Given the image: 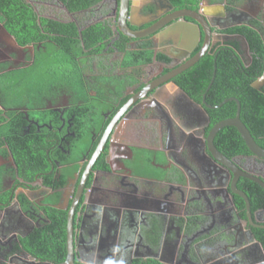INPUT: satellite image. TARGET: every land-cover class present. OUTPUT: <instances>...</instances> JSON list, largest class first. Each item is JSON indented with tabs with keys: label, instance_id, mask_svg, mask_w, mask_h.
I'll list each match as a JSON object with an SVG mask.
<instances>
[{
	"label": "flooded vegetation",
	"instance_id": "flooded-vegetation-1",
	"mask_svg": "<svg viewBox=\"0 0 264 264\" xmlns=\"http://www.w3.org/2000/svg\"><path fill=\"white\" fill-rule=\"evenodd\" d=\"M28 1L35 6L38 19L73 22L83 54L73 59L76 68L68 75L67 87L55 79L50 88L39 89V96L6 108L2 105L4 95L8 98L21 88L24 78L19 72L33 64L40 44L20 46L0 28V87L6 90L0 89V109L22 113L26 121L23 136L34 126L42 142L25 148L31 165H41L38 170L9 150L0 155V167L5 170L0 185V195H4L0 199V264H62L65 259L58 262L31 254L22 240L35 248L30 233L52 223L46 212L52 207L65 212L67 253V217L74 202V264L152 260L160 264H263L264 188L251 177L264 182V158L248 149V153L227 155L218 132L212 146L229 164L212 154L207 137L215 123H211L209 111L218 107L206 102L208 87L195 101L185 91L187 97L183 96L175 82L178 78L186 84V76L179 75L196 62L164 80L167 73L194 56L203 37L188 51L183 34L166 32L183 18L170 20L141 37L125 36L117 26L119 0H99L80 10H68L61 0ZM168 1L170 10L160 0H129V6L138 10L127 16L128 27L142 31L175 10L187 9L175 8ZM209 5H222L229 14L243 10L248 17L245 24L260 22L264 40V0H234L230 10L227 0H201L193 11ZM184 21L195 23L188 17ZM218 22L224 27L219 28ZM230 26H235V20L228 15L213 22L207 52L237 40L236 54L247 67L252 61L249 46L238 37L222 38L221 34H227L222 30ZM134 51H150L151 59L142 63L143 57L132 54L123 63L126 54ZM75 70L82 88L74 87ZM259 75L258 89H262L264 67ZM191 91L199 96L194 83ZM82 143L87 145L79 159L61 164L65 156L80 153ZM74 166L77 170L63 186L53 189L46 184L59 179L62 169ZM82 180L81 195L76 198ZM54 193H59L57 201L47 202ZM119 203L132 212H123ZM58 223L59 219L54 222ZM55 229L46 249L40 250L42 242L37 240L35 252H59L62 233L58 226ZM231 234L235 239H230ZM197 247L205 250L203 262L190 260ZM112 253L115 256L107 260Z\"/></svg>",
	"mask_w": 264,
	"mask_h": 264
},
{
	"label": "trees",
	"instance_id": "trees-1",
	"mask_svg": "<svg viewBox=\"0 0 264 264\" xmlns=\"http://www.w3.org/2000/svg\"><path fill=\"white\" fill-rule=\"evenodd\" d=\"M99 0H64V4L68 10H80L92 6ZM175 8H187L197 10L198 4L201 0H170ZM234 0H227V9H231V4ZM213 3L214 0H209ZM0 23L5 27L7 32L12 35L18 45L24 46L33 44L34 47L40 44V47L35 48L34 61L31 66L23 69L22 79L18 89L13 91V94L7 98L8 94L4 95L2 105L4 107H13L21 104L23 99L27 97L39 96V89L50 88L55 79L62 83L63 87L70 84L68 75H71L72 70L76 68V62L73 61L75 57L83 54L80 39L77 33V27L73 22H59L51 19L40 18L31 5L26 0H0ZM261 24L258 21L251 22L250 25L241 24L230 26L222 30L227 34L242 35L249 46L252 54L251 63L245 67L240 63L236 54L239 41H230L228 47H219L206 52L191 68L182 72L179 77L186 76V84L182 83L181 79L176 78L175 82L179 87L185 91L193 100H200V93L205 92L210 84L213 76L215 66V74L211 81L210 87L206 91L205 100L209 105H218L227 98H235L240 104V119L249 130L255 142L261 148H264V88L257 89L252 86L253 82L260 76L264 67V44L261 34ZM55 43V45L52 44ZM200 44L193 52H196ZM97 50V49H96ZM132 54L139 55L142 63L151 59L152 53L134 51L127 53L123 63L132 57ZM156 58H159L157 55ZM56 59L55 61H53ZM144 59V60H143ZM139 61V62H140ZM74 87L82 88L81 78L79 72L75 70ZM18 76V78H21ZM195 84L198 94H193L191 88ZM1 91L6 90L0 87ZM38 91V92H37ZM197 93V92H195ZM36 100V99H35ZM236 103L233 100L224 102L220 107L210 109L209 116L211 123H216L219 120L231 118L236 113ZM22 113L5 112L0 109V155L5 156L8 150L15 156L21 158L27 163L31 169H40L41 165L33 166L28 161L31 156L25 151L29 144L41 145V135L35 133V127L32 126L30 132L23 136L26 121L22 118ZM39 137V139L32 138ZM88 135V134H86ZM85 135V136H86ZM23 136V137H22ZM32 138V139H30ZM217 138L222 141L223 147L227 155H234L239 153H248L247 147L241 139L237 130L232 126L223 127L217 133ZM85 143H82L80 153L63 158L61 164L75 162L79 159L81 152L86 148ZM30 169V170H31ZM77 170V166L73 168H64L60 171L59 179L55 181H46L47 185L57 189L65 184L68 176L72 175ZM5 173L4 168L0 167V185L1 175ZM257 188L256 186H254ZM4 195H0V199ZM263 199V196H260ZM59 198V193L49 196L47 202H56ZM46 202V203H47ZM259 205H262L258 203ZM258 205V206H259ZM47 214L52 221L44 228H37L30 233L35 248L31 243H26L25 239L22 244L31 254H37L43 259H50L54 261H63L66 256L64 245V224L65 212L58 211L52 207L47 208ZM57 218L54 217V214ZM58 224L54 222L58 221ZM58 226L60 248L58 253L44 254L35 252L37 243L42 242L41 249H46V243L52 238L53 233L56 232ZM261 240V239H260ZM63 242V244H62ZM138 264H160L157 261H150L149 263Z\"/></svg>",
	"mask_w": 264,
	"mask_h": 264
},
{
	"label": "water",
	"instance_id": "water-1",
	"mask_svg": "<svg viewBox=\"0 0 264 264\" xmlns=\"http://www.w3.org/2000/svg\"><path fill=\"white\" fill-rule=\"evenodd\" d=\"M163 5L167 8V9H171V5L169 3L168 0H160ZM206 8V10H205ZM205 8H201L199 12L197 11H193V10H188V9H181V10H175L171 13H169L166 17H163L162 19H160L159 21L156 22L155 26H152L148 29L142 30V31H133L128 27V23H127V16L130 14L133 16L134 13L137 12L138 7H134V6H129V0H119V5H118V20H117V26L119 31L128 37H141L143 35H146L147 33H151L158 27H162L164 24H167L168 21L176 19V18H183V21H180L178 23H176L175 25H171L166 32L170 31L171 34H183L182 37H185L186 41L189 43L187 46H185V48L188 51H191L195 45L198 43V41L201 40V37H203V42L202 45L200 47V49L194 54V56H192L190 59H188L186 61V63H184L183 65H180L177 69L169 72L166 74L164 80H170L174 75L182 72L184 69L188 68L189 66L193 65L195 62H197L209 49L210 43H211V26L213 25V22L218 21L219 18H225L228 16H232L235 20V25H241V24H245L246 21H248V17H244L245 13L243 12V10L237 12V13H226L224 6L222 5H212V6H205ZM207 8H212L215 9V13L211 14L209 13V11H207ZM245 12H250V10H244ZM188 17L191 18L195 23H190L187 21H184V19ZM131 20V17L130 19ZM131 24H133L134 22L129 21ZM218 26L219 28H223L224 26L218 22ZM0 28L1 31H3L8 37H10L11 39L12 36L7 32V30L5 29V27L0 24ZM222 38L225 39H233L235 37H238L240 40L243 41V45L246 47H248L247 45V41L243 36L240 35H229V34H221ZM14 40V39H13ZM186 53L182 54V56H184ZM215 74V66H214V70H213V76L211 78V81L214 77ZM258 80L257 79L252 86L254 88H259L258 86ZM210 81V84H211ZM210 84L208 85V88L210 87ZM183 96L187 97L185 92L178 89ZM228 100H233L236 103V113L233 117L231 118H227V119H223L220 120L219 122L215 123L213 125V127L211 128L209 135L207 137V142L210 146V150L212 152V154L219 158V159H223L224 162H228L227 164H229V161L227 160V158H225L224 156H222L219 152H217L213 146H212V138L213 136L223 127L226 126H232L234 127L237 132L239 133L240 137L242 138L245 146L247 147V149L254 155L258 156V157H262L264 158V149L261 148L260 146H258V144L255 142V140L253 139V137L251 136L249 130L247 129V127L245 126V124L241 121L240 119V104L239 102L235 99V98H227L225 100H223L220 104H218L216 107L221 106L224 102L228 101ZM96 150L93 155H92V159L90 160V162L94 159V157L97 154ZM89 167V166H87ZM88 170V168L86 169V171ZM249 177V176H248ZM251 180L257 182L259 185H261L264 188V182L259 179V178H253L251 177ZM83 184V180L81 181L78 191H77V197L76 198H80V191H81V186ZM237 193V192H236ZM244 200L247 201V199L245 198V195H243ZM74 204L71 206V208L68 211V217H67V253H66V257L65 260L62 264H74V251H73V218H74ZM120 206V208L123 209V212L125 211V213L127 214V212H132V209H128L124 203H119L118 204ZM130 207H134L130 206ZM130 210V211H129ZM236 235L235 234H231L230 239H235ZM253 245H255L256 247H258L259 251L261 250V246L259 245L258 242H253ZM198 248V247H197ZM195 248L194 250L191 251L190 255V260L193 262H203L204 260V256L205 255V250H203L202 248ZM240 253V252H239ZM115 256L114 253L107 255L106 258L108 260L109 256ZM105 258V259H106ZM228 260H231V256H228ZM231 262H220V264H230ZM257 264V263H256ZM264 264V263H263Z\"/></svg>",
	"mask_w": 264,
	"mask_h": 264
},
{
	"label": "crops",
	"instance_id": "crops-1",
	"mask_svg": "<svg viewBox=\"0 0 264 264\" xmlns=\"http://www.w3.org/2000/svg\"><path fill=\"white\" fill-rule=\"evenodd\" d=\"M27 2H29L28 0H26ZM30 3V2H29ZM212 6V5H211ZM34 7V6H33ZM205 10H206V8H205ZM207 11H209V13H211V14H213V13H215V9H212V8H207ZM0 163H1V160H0Z\"/></svg>",
	"mask_w": 264,
	"mask_h": 264
},
{
	"label": "rangeland",
	"instance_id": "rangeland-1",
	"mask_svg": "<svg viewBox=\"0 0 264 264\" xmlns=\"http://www.w3.org/2000/svg\"><path fill=\"white\" fill-rule=\"evenodd\" d=\"M62 2L64 1V0H61ZM64 3V2H63ZM35 7V6H34ZM83 64V63H82Z\"/></svg>",
	"mask_w": 264,
	"mask_h": 264
}]
</instances>
